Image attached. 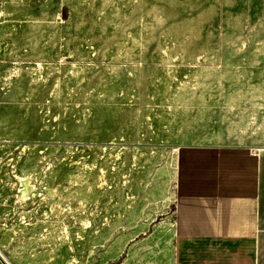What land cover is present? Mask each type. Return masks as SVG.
I'll return each mask as SVG.
<instances>
[{
    "label": "rangeland",
    "instance_id": "1",
    "mask_svg": "<svg viewBox=\"0 0 264 264\" xmlns=\"http://www.w3.org/2000/svg\"><path fill=\"white\" fill-rule=\"evenodd\" d=\"M198 145H264V0H0L8 264H176Z\"/></svg>",
    "mask_w": 264,
    "mask_h": 264
},
{
    "label": "crops",
    "instance_id": "2",
    "mask_svg": "<svg viewBox=\"0 0 264 264\" xmlns=\"http://www.w3.org/2000/svg\"><path fill=\"white\" fill-rule=\"evenodd\" d=\"M178 177L176 264H264V145L187 147Z\"/></svg>",
    "mask_w": 264,
    "mask_h": 264
},
{
    "label": "bare ground",
    "instance_id": "3",
    "mask_svg": "<svg viewBox=\"0 0 264 264\" xmlns=\"http://www.w3.org/2000/svg\"><path fill=\"white\" fill-rule=\"evenodd\" d=\"M20 179V178H19ZM20 182V181H19ZM22 183L24 184L25 190H23L24 193L29 192L31 190L30 186H28V181L25 179H22ZM23 187V186H22ZM31 193V192H30Z\"/></svg>",
    "mask_w": 264,
    "mask_h": 264
}]
</instances>
